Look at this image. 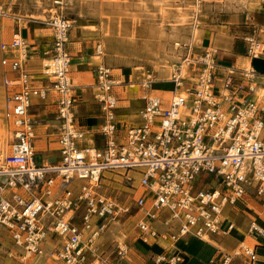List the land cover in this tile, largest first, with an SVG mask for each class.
<instances>
[{
    "label": "built area",
    "instance_id": "obj_1",
    "mask_svg": "<svg viewBox=\"0 0 264 264\" xmlns=\"http://www.w3.org/2000/svg\"><path fill=\"white\" fill-rule=\"evenodd\" d=\"M54 5L62 8L65 0ZM6 15L0 0V17ZM43 22L51 41L39 71L21 28L0 45L11 134L10 152L0 158V264H121L130 246L102 239L124 219L135 220L137 240L153 251L154 264H183L175 244L187 236L210 242L231 235L237 227L225 211L250 194L264 196V74L253 66L264 57V24L242 35L249 60L243 67L220 63L211 46L195 53L186 45L167 100L154 94V74L147 71L136 124L119 118L116 88L125 81L101 62L95 71L100 144L88 145L92 132L78 121L71 77L75 20L56 11ZM104 52L99 43L96 56ZM36 99L55 107V123L44 134L30 112ZM47 152L58 153L57 160ZM114 182L128 189L125 199L107 195ZM249 234L264 240L256 220ZM256 246L264 243H242L236 256L258 264ZM231 261L227 255L222 264Z\"/></svg>",
    "mask_w": 264,
    "mask_h": 264
},
{
    "label": "rangeland",
    "instance_id": "obj_2",
    "mask_svg": "<svg viewBox=\"0 0 264 264\" xmlns=\"http://www.w3.org/2000/svg\"><path fill=\"white\" fill-rule=\"evenodd\" d=\"M1 1L8 15L0 17V45L11 39L19 28L27 27L32 35L35 30L39 35H48L43 21L56 11L73 18L75 25L69 37L72 56L81 54L93 58L94 69L104 62L119 79L125 81V85L116 88L119 118L132 122L136 121L140 110V84L147 71L154 74L153 92L156 94L162 89L160 96L167 100L174 91L171 77L185 58L186 45H191L195 53L209 46L217 51L229 49L226 43L233 42V35L242 32L240 27L245 21L258 24L264 17V0H65L62 8L54 5V0ZM99 43L105 50L102 58H96ZM87 75L91 79L86 80V85H96L92 73ZM71 77L73 80L72 71ZM73 83L76 84L75 80ZM133 84L135 86H131ZM3 107L0 66V158L9 154L11 143L10 127L4 119ZM32 117L36 116L32 114ZM39 160L37 157L36 161ZM115 179L120 180L118 177ZM105 191L107 195L120 199L128 196V189L117 182L110 184ZM242 203L238 213L234 214L236 220L241 215L256 218L262 214L264 217V196L256 197L253 193ZM242 228L245 239V226ZM136 232L135 220L124 219L112 225L102 242L110 244L119 240L128 246L136 245ZM246 245L254 247L255 243L248 238ZM160 246L165 247L166 244L161 242ZM239 247L227 251L232 258L230 264H246L244 257L236 256ZM49 250L51 246L48 244L46 251ZM44 261L42 259L39 264ZM3 264L21 263L7 259Z\"/></svg>",
    "mask_w": 264,
    "mask_h": 264
},
{
    "label": "crops",
    "instance_id": "obj_3",
    "mask_svg": "<svg viewBox=\"0 0 264 264\" xmlns=\"http://www.w3.org/2000/svg\"><path fill=\"white\" fill-rule=\"evenodd\" d=\"M264 24V17L261 23H256L255 21L247 20L244 22L242 27V32H237L236 35H233V42L226 43L227 46H230L229 49L218 50V59L220 63L227 64V65H235L238 67H243L249 60L245 57V44L242 43L241 38L244 33L250 31L252 26H260ZM22 35L28 39L29 43L31 44L33 56H32V66L34 71H39L40 59L42 58V52L46 48V44L51 41V31L47 27L49 34L43 36V34H37V30L31 34L30 29L27 27L21 28ZM264 39V35H263ZM71 51V49H70ZM72 55V52H71ZM98 58V57H96ZM95 58V59H96ZM253 66L255 69L264 74V57L258 60L253 61ZM95 68V60L93 58H87L84 55H75L72 56V64H71V71L73 73V77L76 82L75 94L77 98V105L75 108L78 121L80 125L85 128L87 131L92 132L88 139V145H99L100 138L95 131L100 128V125L103 123L102 120V110L100 103L96 100V87L86 85V80H90L91 76L87 75V73H92V78L96 80V69ZM1 77H2V68H1ZM3 83V81H2ZM4 88V87H3ZM159 93H162V89L158 90ZM161 91V92H160ZM155 94V93H154ZM4 96H5V89H4ZM140 102V110L144 106V102L141 100ZM32 114L35 115L36 119L39 121L40 126L38 127L39 134H44L46 129V125H53L55 123V107L54 106H45L43 101L40 99H36L34 106L31 108ZM139 110V111H140ZM30 111V112H31ZM119 115V111H117ZM136 121L132 123H139V118L137 114ZM127 121V120H123ZM53 129L50 128L49 132H52ZM53 146V145H52ZM51 160H57L58 153L56 152H47ZM243 203L241 202L236 209L228 208L224 215L225 217H230L235 224L237 229L229 236H218L215 235L210 239V242H203L199 239L193 237H185L179 240L175 247L177 248L178 252L184 255V263L183 264H208L211 259H215L218 264H222L224 261V257L227 256V251H232L239 247L242 243L247 244L248 238L255 243V245L263 244V239H258L249 234V226L252 220H256L258 224L264 228V217L262 214L258 215L254 218L251 215H241L242 217H238L237 220L234 218V214L238 213L239 207ZM250 204V203H249ZM245 217V221H244ZM241 224H245L246 234L245 239H243L242 231L243 228L240 226ZM243 239V240H241ZM140 245V246H139ZM134 247V248H132ZM132 248V250H131ZM256 250L259 257L258 264H264V248L256 246ZM137 258H136V256ZM140 255V256H139ZM153 251H151L148 247L138 242L136 245L130 246V254L128 259L122 261L121 264H154L152 261ZM133 256V257H132Z\"/></svg>",
    "mask_w": 264,
    "mask_h": 264
}]
</instances>
